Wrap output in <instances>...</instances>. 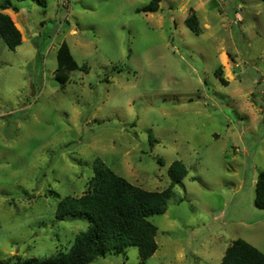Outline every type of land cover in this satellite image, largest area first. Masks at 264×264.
<instances>
[{
	"label": "rangeland",
	"instance_id": "obj_1",
	"mask_svg": "<svg viewBox=\"0 0 264 264\" xmlns=\"http://www.w3.org/2000/svg\"><path fill=\"white\" fill-rule=\"evenodd\" d=\"M151 1L13 0L27 37L10 50L0 36V264L70 251L88 220L58 209L99 161L149 192L170 187L175 162L188 174L150 219L152 258L130 247L91 264H221L236 240L264 254V0L138 12ZM63 44L78 65L66 83Z\"/></svg>",
	"mask_w": 264,
	"mask_h": 264
},
{
	"label": "trees",
	"instance_id": "obj_2",
	"mask_svg": "<svg viewBox=\"0 0 264 264\" xmlns=\"http://www.w3.org/2000/svg\"><path fill=\"white\" fill-rule=\"evenodd\" d=\"M27 1V0H18ZM45 7L47 0H36ZM162 0H152L139 13H155ZM16 8L13 0H0V36L10 50L23 44L22 34L10 16L3 12ZM187 26L196 35L202 30L195 13H191ZM78 70V65L63 44L58 51V79L67 82L66 74ZM217 77L223 84L222 69ZM171 185L161 192H149L136 187L118 176L103 162H98L95 175L88 183V191L80 198L66 199L58 209V217H85L87 230L79 234L68 253H59L50 259H30L19 264H91L98 258L118 254L136 247L143 261L152 258L159 249L156 242L158 229L150 221L154 216L164 215L173 196V189L187 176L186 166L173 163L168 171ZM255 206L264 210V171L256 184ZM221 264H264V254L243 240H236L226 250Z\"/></svg>",
	"mask_w": 264,
	"mask_h": 264
},
{
	"label": "crops",
	"instance_id": "obj_3",
	"mask_svg": "<svg viewBox=\"0 0 264 264\" xmlns=\"http://www.w3.org/2000/svg\"><path fill=\"white\" fill-rule=\"evenodd\" d=\"M14 7H17V6H14ZM4 14H6V15H8V16H10V18L13 20V22L15 23V20L17 19V22H18V25L15 23V25L17 26V28L20 30V32H22L21 34H22V39H23V41H24V39H25V37H27L26 36V34H25V31L23 32L22 30H23V28L21 27V25H20V21H21V12H19V13H17L15 10H14V8H12V9H9V10H6V11H4L3 12ZM17 17V18H16Z\"/></svg>",
	"mask_w": 264,
	"mask_h": 264
}]
</instances>
